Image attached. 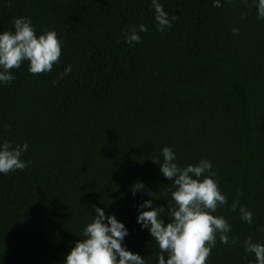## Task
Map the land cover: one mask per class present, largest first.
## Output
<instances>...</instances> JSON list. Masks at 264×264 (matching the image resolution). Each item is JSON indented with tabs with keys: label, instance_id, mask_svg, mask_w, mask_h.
I'll return each instance as SVG.
<instances>
[{
	"label": "trees",
	"instance_id": "obj_1",
	"mask_svg": "<svg viewBox=\"0 0 264 264\" xmlns=\"http://www.w3.org/2000/svg\"><path fill=\"white\" fill-rule=\"evenodd\" d=\"M159 2L176 17L164 32L150 0H0V32L28 17L37 36L54 30L62 44L50 72L29 74L24 62L0 85V140L27 143L21 159L31 161L0 174V264H62L93 207L125 225L127 250L156 264L136 216L145 200H170L152 163L165 146L180 167L209 160L228 199L212 214L237 242L217 238L206 264H255L243 241L264 242V20L251 0ZM141 23L148 31L129 47L121 30ZM136 182L145 190L133 196ZM236 199L251 225L228 210Z\"/></svg>",
	"mask_w": 264,
	"mask_h": 264
},
{
	"label": "clouds",
	"instance_id": "obj_2",
	"mask_svg": "<svg viewBox=\"0 0 264 264\" xmlns=\"http://www.w3.org/2000/svg\"><path fill=\"white\" fill-rule=\"evenodd\" d=\"M230 3L231 0H224ZM245 5L249 0H243ZM256 10L257 20H264V0H251ZM212 6L221 7L220 0H212ZM153 10L154 27L164 32L172 27L176 17H169L159 0H150ZM12 31L0 32V85H10L16 77L13 69H18L27 62L29 74L48 73L58 63L62 44L54 30L45 31L39 36L28 17L12 20ZM148 31L145 24H137L122 29L121 39L129 47L140 43V33ZM232 33L238 34L233 28ZM71 65H66L63 72L53 80V86L68 75ZM7 127V126H6ZM28 149V144L13 146L9 140H0V174L24 170L31 161L21 159ZM162 159L153 158L152 163L159 166V173L169 181L166 187L170 192L167 207L153 206L151 199L137 205L136 223L141 230H147L155 241L159 251L156 264H206L211 250L216 246L217 238L224 245L235 244L230 239L231 225L224 216H214L217 208L228 205L226 195L222 194L218 182L213 179L215 173L207 159H200L196 164L180 167L176 154L170 147L160 151ZM142 182H136L130 189L131 195L142 192ZM239 200H234L228 210L237 212ZM149 209V210H143ZM95 215L86 224L79 239L64 256L62 264H146L139 253L127 250L124 245L129 235L128 229L114 215H107L103 208L93 207ZM240 220L251 225L252 212L240 206ZM167 220V222H165ZM264 231V228L258 229ZM245 255L252 254L255 264H264V242H253L251 237L243 241Z\"/></svg>",
	"mask_w": 264,
	"mask_h": 264
}]
</instances>
